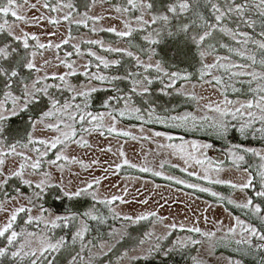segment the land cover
Returning a JSON list of instances; mask_svg holds the SVG:
<instances>
[{"label":"rangeland","instance_id":"374dc122","mask_svg":"<svg viewBox=\"0 0 264 264\" xmlns=\"http://www.w3.org/2000/svg\"><path fill=\"white\" fill-rule=\"evenodd\" d=\"M249 1L258 3V0ZM65 2H68V0H65ZM70 2L75 8L72 21L63 20V16L69 11L67 8L56 12L51 11V7L57 6V0H27L26 3L24 0H19L20 6L16 8V11L25 18L24 21L16 20L11 15L0 16V23L7 20L8 25L17 35L22 32L34 34L39 38V43L61 44L60 48L39 49L36 47L38 42L30 40L29 49H24L20 45L24 49V58H32L30 54L35 52L34 61L37 67L43 66L39 73L33 71V79L43 76L45 73L49 76L52 73H67L69 69L59 64L60 60H67L73 64L72 71L75 72V75L66 78L68 85L84 90L92 87L99 89L106 85L110 86L107 83L111 80L112 75H108V68L100 64L95 57L88 55L89 51L95 52L97 56L109 61L110 66L111 61H117V57L125 54L123 52L105 51L109 47L131 51L135 56H139L144 63H155L157 61L154 58H151V61L149 57L143 58L114 33L100 30L109 27H116L118 31L124 30V25L121 23V19L124 17L122 14L117 13L115 8L125 6L126 0H70ZM4 3H6V0H4ZM45 3L49 4L50 7L46 8ZM31 5H35V8H32ZM221 6L224 7L225 5ZM153 12L155 13V11ZM158 12L160 10L156 11V13ZM135 15H139V12L133 13L127 18L131 19ZM85 17H102V19L99 21L85 20ZM145 18L147 19L148 16H145ZM50 19L58 20L59 23H49ZM75 21L84 22L77 24ZM73 25L77 28L73 29ZM132 26L137 27L135 23ZM93 29L96 30L93 31ZM148 31H151V29L143 31L141 33L142 37L147 35ZM2 35L5 36L6 33ZM110 37H117L118 40L107 39ZM5 38L3 37V42L10 41L9 37L6 40ZM65 39L68 40L67 44L62 43ZM89 40L101 41L102 45L89 44L86 42ZM74 45L79 46V54L73 47ZM237 51L243 52L246 57L252 56L248 51L241 48ZM67 53H71V55H66ZM217 57L225 58L222 55L209 53L201 59L202 64L221 63L225 66L241 64L248 66L243 69L244 71L264 72V70L257 67V65L260 66L259 62L253 65L250 59L243 62L239 58L226 57L227 59L217 61ZM131 58L137 64L136 60L133 57ZM45 60L49 63L45 64ZM86 64L88 65L87 69L84 67ZM221 69L225 70L220 67L211 69L212 78L213 76L219 77L220 83H216L214 79L199 81L178 79L171 87H166L170 81L165 77V81L162 83L163 88H160L164 96L170 99L171 95L183 97L187 100L186 104H190L176 112L164 111L165 113L160 114L150 108L141 109L132 103L129 93L118 94L120 98L118 105L113 106L117 101L110 104L105 102L106 108L97 111L87 109L82 101L84 97H77L73 104H79L82 113L103 116V119L89 123L87 119L80 121L77 116L75 122L68 121V123L73 124L76 130V136L73 139L86 141L87 146L81 147L77 143H69L66 146L58 145L56 149H51L48 151L47 156L43 157L39 174H34L30 168L25 171L23 179L32 181L33 185L44 178V173H48L51 187H47L43 192H40L39 189L24 184L20 178H12L6 185L0 187V202H4L9 209L27 204L28 200H33L35 206L32 207V216H40L39 209L41 207L46 210L40 222L34 221L30 225L25 223L26 215L21 214L14 226L15 230L34 233V237H28L32 241L33 248H38L44 237L52 239L53 242L63 237L66 246L50 257L54 263L65 260L64 264H69L71 257L80 253L83 259H77L76 264H132L139 259L154 254V252L161 253L165 249L180 245L185 247L194 246L190 264H259L258 260L245 259L242 255L229 253V251L237 250L236 248H238V252L239 250L246 252L244 248L247 246L252 247L254 250L261 249L257 245L264 244V242L255 238L252 239L251 245L238 244L237 241L247 239V235L241 233L239 226H236L235 232H229V229L236 225L235 218H239L245 224L254 225L241 215L231 212L227 206L243 212L247 211L260 219L258 215L253 214L250 208L237 207L238 204H243L250 199L246 190L251 189L252 185L241 191L238 187L233 188L229 184H215L202 178L207 169V175L211 179L218 178L230 181L235 185H241L247 182L250 177L252 179V175L246 167L251 161L250 163L255 165L252 168L255 170L258 168L256 173L260 178V187L257 191H264V179H262L264 177V158H262L264 157V147L245 146L236 141L224 140L227 134L221 137L212 127L220 117L218 113L212 111L206 105H211L213 108L219 105L224 108L226 106L223 101L227 99L233 101V104L227 107L234 110L239 107L240 103L253 100L258 95L254 91L250 96L242 95L236 80H251V77L248 75H232V72L241 71V69L231 68L225 70L232 75L228 80L217 74V70ZM142 70L144 71L143 68ZM85 72L88 75H84ZM92 74L103 75L107 79L104 81L90 79ZM143 76L147 75L143 73L141 78ZM205 81H211V83ZM252 82L255 89L258 83L264 84V81ZM46 83L61 85V87L50 89V91L56 90L54 95L61 103L70 100L72 92L68 90V86L64 85L63 82L49 79ZM137 90L141 91L140 88H137ZM136 109H139V111H136ZM253 111L257 110L253 109ZM121 112L124 113L123 116L119 114ZM184 116L189 118L187 120L172 119V117ZM113 117H115V120H113ZM139 117H143V119ZM192 117H195V120ZM204 117L210 119L205 120ZM225 119L228 121L229 131H233L236 139L244 141L264 139V132L258 131L264 125L259 122L254 123L244 134H241L239 131L241 123L249 119L246 114L242 117L238 115L235 120L231 116ZM143 122L162 124L173 130L204 133L208 136V140L183 137L177 132L154 129L145 126ZM113 126L116 132L110 133L108 129ZM86 128L94 130L86 132L84 131ZM62 130L69 131L67 128ZM4 132L8 134L10 131L4 128ZM29 132H32L37 138L45 139L60 135V133L49 131L39 125L33 130L30 122L29 129L25 131L24 136L18 133L9 137L3 133L0 136V141H2L0 142V150L6 151L8 145L19 142L17 151L26 152L35 159L36 153L29 151V149L39 147L43 151L44 146L29 145V149L19 146L27 142ZM124 132H127L128 135H123ZM157 132L162 135H155ZM212 136L221 138L224 145H214L210 140ZM167 137L172 139H167ZM193 144H208L211 147L194 149ZM169 145L172 147H169ZM237 146L239 150H237ZM244 149H251L252 151H244ZM58 152L69 158L57 162L62 167L48 163V161L55 159ZM121 152L123 155H121ZM237 155H242L244 159L234 163L233 161ZM249 155L252 157L249 158ZM124 160L129 163L125 164ZM196 160H202L204 163L197 164ZM209 161L212 162L211 165ZM19 162V157H6L5 172L10 173L16 170ZM117 165L120 167L117 168ZM132 165H135V167ZM217 166L221 169L219 172L215 171ZM141 168H148L151 171H141ZM154 172H159L160 175H154ZM189 173H194V175H189ZM95 179H99L100 183H93ZM178 180L183 181V183H177ZM90 183L92 187L88 188L86 192L69 199L80 203H82V200L86 201L84 204H88V207L89 202H91L93 207L98 210L96 215L87 206L85 207L86 211L71 209L73 203L70 205L68 203L67 210H59L60 198L68 199L64 195L65 191L75 192L78 189L86 188ZM190 184L197 187H188ZM200 188H206L208 191H200ZM38 192H40L39 196L36 195ZM196 192H205L216 202L203 198ZM213 192L217 195L213 196ZM254 193L256 194V192ZM12 197L16 199L9 202ZM112 197H120L121 199L112 200ZM108 201H111V203H108ZM53 205L57 206L53 207ZM107 211L108 214L111 213L114 217L120 219L119 225L111 228L108 237L95 235L90 237L89 230L94 232L93 230L96 229V227H91L93 226L91 223L102 222L103 219L99 220L101 212L106 214ZM151 213H155V215H150ZM88 214L96 216L97 219L88 218ZM56 215L76 216L78 218L73 220L67 228L63 226L52 228L50 225H46L45 221ZM140 216H146L149 220L143 224L142 220L138 219ZM4 220L5 214L0 213V223H3ZM129 224H134L136 231H140L137 233L139 236L135 237L136 239H132L128 234L127 225ZM82 225L87 227L84 240L77 239L73 241V234ZM194 228H199L200 232L189 231V229ZM203 233L211 235H203ZM5 245L6 241L0 239V247ZM261 250L264 252V249ZM246 255L251 258L255 256V254ZM0 260L4 261V264L30 263L28 259L24 261L14 260L10 252L8 255L0 257Z\"/></svg>","mask_w":264,"mask_h":264},{"label":"snow or ice","instance_id":"6c2138e0","mask_svg":"<svg viewBox=\"0 0 264 264\" xmlns=\"http://www.w3.org/2000/svg\"><path fill=\"white\" fill-rule=\"evenodd\" d=\"M26 3L27 0H24ZM196 0H172L171 3H169L166 7L165 12L162 13H154L153 8L154 4L152 0H126V5L123 7L117 6L115 8V11L117 13H120L123 15L124 18L121 19V23L124 25V30H117L116 27H109L107 29H100L101 31H107L114 33L117 37L125 38L130 37L133 32L137 31H145L148 29H151V31H148V34L145 35L143 38L148 41L150 45H154L159 43L157 39L154 37H158L160 35V31L157 29L152 28L153 25L160 24L161 27L167 26L170 23V20L177 17L184 15L185 13H188L191 9L192 4H194ZM206 3L210 6L212 16L214 18V22H210L206 17L201 15L200 13H196L198 19L200 20V24L198 27L203 28L202 33L192 35L191 36V42L196 45L197 48H203L204 42L207 40V38L211 37L213 34V31H219L225 35H230L233 40L236 41L238 44H247L251 37L247 33L239 32L236 30H232L227 28L223 25V20L226 16L230 14H235L237 16L243 17L247 8L248 3L247 0H245L244 3H236V0H224V7L221 6L219 0H206ZM19 0H6V3H4V0H0V16H9L11 15L16 20L24 21L25 18L18 14L16 11V8L19 7ZM46 8L50 7L49 4L45 3L44 5ZM32 8H35V5H31ZM256 7L260 11V15L264 16V0H258V3ZM64 8L69 9L68 13L63 16V20L65 21H72L73 19V13L75 12L74 5L68 0V2H65V0H57V6L51 7V11L56 12L58 10H63ZM139 12V15H135L131 19L127 18L131 14ZM171 14V15H169ZM145 16H148L146 19ZM119 18V17H117ZM102 19V17H85V20H94L99 21ZM84 21H75V23L79 24ZM49 23H59L58 20L50 19ZM133 23L137 25V27H133ZM245 24H247L248 27H252V22L245 20ZM96 29H93L95 31ZM190 31V25L189 24H183L180 28H178L176 33H173L171 31L168 32L169 36H173L179 33H184L187 35V33ZM10 38L9 42H0V96L3 97V99H0V136H2L4 132L3 124L5 121L10 120L12 117L20 116L23 113H27L31 111L32 109L38 107L41 103H44L45 100L47 101L45 108L41 109L39 115L37 117H30L31 127L33 130L37 128L39 125L42 128H45L49 131H53L56 133H60L58 136H54L51 139H45V138H37L34 136L32 132H29L27 135V142L19 145L20 147L29 149V145H41L44 146V150L41 151L39 147H33L30 148L29 151L36 153V158L33 159L31 155H29L26 152L17 151V146L19 142L10 144L7 147V150H0V187H3L8 183V181L12 178H20L22 182L29 187H34L35 189H39L40 192H43V190L47 187H51L50 183V177L48 173H44V178H42L38 183H35L33 185L32 181L23 179L25 175V171L27 169H31L34 174H39V170L41 169L43 157L47 156L48 151L51 149H56L58 145L66 146L69 143H77L79 146L84 147L87 146V142L83 140H74L73 138L76 136V130L73 127L72 123H68V121L75 122L77 119V116L80 121L88 120L89 123L92 121H98L102 120L103 116H97L92 115L91 113H82L81 112V106L79 104H73V101L77 97H87L90 95L91 92H95L97 89L95 87H92L88 90L84 89H76L73 88L71 85H68L67 77L71 75H75V72L72 71L73 64L69 63L67 60H60L59 64L63 65L65 68L69 69L67 73L64 74H58V73H52L51 76H49L47 73H45L43 76H38L35 79H33L31 82H28L27 80H23L20 78V71L19 68L22 67L24 69H27L29 72L35 71L39 73L42 70V67H37L34 57L36 55L35 52H32L30 56L32 58L25 57L23 59V62H18L15 60L14 54L17 52V47H13V42L16 44L22 45L24 49H29L30 44L29 41H39V38L34 34H28V33H21L17 35L11 28V26L8 25V21L5 20L4 23H0V34H4ZM261 36H264V32L260 33ZM242 37L243 39H240ZM89 44H101V41L98 40H89L86 41ZM252 43L256 44L259 49L264 50V41H257V40H251ZM63 44H67L68 40L65 39L62 41ZM39 49H46V48H60L61 44H55L52 43L44 44V43H37L36 45ZM76 50V52L79 54L80 49L79 46L74 45L73 46ZM211 47V46H209ZM221 47H224V45H221ZM230 51H234L232 49H229ZM105 51L108 52H123L125 55L129 57H133L138 66L142 67L145 72H149L150 70H154L157 74V78H161V82H163L162 77H167L170 81L166 87H171L172 84L176 82L178 79H187V76H181L177 72H168L161 64L160 61H156L155 63H144L140 59L139 56H135L133 52L128 51L126 49L121 48H106ZM209 53L207 50H201L199 52L200 57L203 59L206 55ZM237 55H240L241 57H244L243 52H237ZM66 55H71V53H67ZM89 56L95 57L100 64H102L105 68L109 67V61L105 60L103 57L97 56L95 52L89 51ZM221 59H227L217 57V61ZM247 59H250L252 61V64L255 65L257 63L256 58L254 56H249ZM149 60L151 61V56H149ZM45 64H48L49 61L45 60ZM118 61H111L112 65L117 64ZM259 64L264 67V59L259 61ZM99 66V65H98ZM85 69L88 68V65L86 64ZM224 68L225 70H229L231 68L241 69V71L232 72L233 76H245L248 75L251 77V83L252 81H264V72H247L243 69L247 68V65H241V64H231L230 66H225L221 63H213V64H204L203 68L201 70V79L205 75H211V69L213 68ZM84 75H88L87 72L84 73ZM118 78V77H117ZM58 80L63 82L64 85L68 86V90L72 92V96L70 100L64 101L61 103L59 99L55 97V95L50 91V89L54 87H61V85H55V84H48L46 83L47 80ZM90 79L93 80H99L104 81L107 79V77L103 75H97L92 74ZM213 79L216 81V83H220V78L213 76ZM206 83H211V81H205ZM136 87L133 88V91H136L137 88H140L142 92L146 93L148 91L147 85H151L153 83V80L150 79L148 76H143L142 80H136L134 81ZM17 88L19 89L17 91ZM258 95L253 100H248L245 103H240L239 107L235 108L234 110H230L227 106L232 105L233 101L225 99L223 101L224 105L226 107L221 108L219 105H217L215 108H213L211 105H206V107L210 108L212 111H215L219 114L220 119L215 122L212 127L217 132V134L221 137L225 136L229 131V124L228 121L225 119L226 117L231 116L232 119H237L239 116H244L245 114L249 118L247 121L241 123L239 127V131L241 134H244L246 130L256 122H259L261 125H264V84L258 83L256 89L253 90ZM253 109L257 111H253ZM136 111H139V109H136ZM121 116L124 115L123 112L119 113ZM111 115V113H109ZM140 119H143V117H139ZM189 117H172L173 120L180 119V120H187ZM193 120H195V117H192ZM205 120L210 119L209 117H204ZM113 120H115V117H113ZM163 122V121H161ZM63 128L69 129V131H63ZM94 129H84V131H92ZM110 133L116 132L115 127H110L108 129ZM258 131L264 132V127H261L258 129ZM103 134V133H101ZM123 135L127 136L128 133L124 132ZM155 135L160 136L161 133L157 132ZM167 139H172L171 137H167ZM2 142V141H0ZM169 147H172L169 145ZM192 147L194 149L199 148H209L211 145L204 144V145H196L193 144ZM110 150V149H109ZM237 150H239V147L237 146ZM231 151V150H230ZM244 151H252L251 149H244ZM121 155L123 153L121 152ZM257 155H259L257 153ZM8 156H15L20 158V162L18 163L16 170L6 173L4 170L5 166V158ZM264 158V157H262ZM69 158L65 155H63L61 152H58L55 156L54 160L48 161L50 165L62 167V165H58L57 162L61 160H68ZM73 160L75 158H72ZM244 157L242 155L235 156L234 163H238L239 161H242ZM125 164H128L129 162L127 160H124ZM197 164H203L204 161L202 160H196ZM211 161H209V164L211 165ZM135 167V165H132ZM120 167L117 165V168ZM141 171H151V169L148 168H141ZM186 170V169H185ZM221 169L219 166L216 167L215 171L219 172ZM205 175L202 177L205 180H209L211 183L215 184H229L233 188H239L241 191L244 189L249 188L252 185V179L251 177L248 179L247 182L241 184V185H235L232 184L230 181H225L221 179H211L207 175V169L205 170ZM154 175H160L159 172H154ZM189 175H194V173H189ZM264 179V177H262ZM177 183H183V181H176ZM95 184H99V179H95L93 181ZM92 184H88L86 188L78 189L75 192H68L65 191L64 195L72 198V197H78L83 192H86L88 188H91ZM188 187H197L196 185H188ZM200 191H208L206 188H200ZM40 192L36 193L37 196L40 195ZM213 196H216V193H212ZM257 196L264 197V191H259L256 193ZM16 199L15 197L10 198L9 202L11 200ZM121 199L120 197H112V200ZM230 203L232 201H229ZM108 203H111V201H108ZM35 206V203L33 200H28L27 204H21L19 207H14L9 209L5 206L4 202H0V213L5 214V220L3 223H0V239H3L6 241V245L0 247V257H4L9 254L11 257L15 260L18 259L20 261H24L25 259H28L30 264H41V262H45V264H54L53 259L50 257L60 252L65 246L66 241L63 237L55 240L53 242L52 239L44 237L43 241L40 243V246L38 248L32 247V241L28 239V237H34L35 234L28 232L24 233L23 231L18 232L15 230V225L18 220V217L21 216V214H25L27 219L25 223L32 224L34 221L40 222L43 219L44 213L46 212L45 209L42 207L39 209L41 215L40 216H32V207ZM237 207H241L244 209H251L253 214L258 215L262 222H264V209L261 208L259 204H254L252 199H248L243 204H238ZM150 215H155V213H151ZM76 216H61L56 215L48 220L45 221L46 225H50L52 228H58V227H69V225L72 223L73 220L77 219ZM88 218L90 219H97L96 216H92L88 214ZM146 216H140L138 217L139 220L146 219ZM128 219V218H126ZM236 225L233 228L229 229V232H235L236 226H239L241 228V233L247 235V239L242 241H237V243H245L251 245V241L253 238L264 242V231H260L257 229V227L252 226L250 224H245L243 221H241L239 218H235ZM87 231L86 225H82L80 229H78L72 236V240L76 241L84 240L85 233ZM189 231H195L200 232L199 228L189 229ZM203 235H211L208 233H203ZM195 242V241H194ZM143 243V241H141ZM258 248L264 249V244L257 245ZM77 259H83L82 256H80V253H77L76 255L71 257V260L69 261V264H76Z\"/></svg>","mask_w":264,"mask_h":264},{"label":"trees","instance_id":"16d2710c","mask_svg":"<svg viewBox=\"0 0 264 264\" xmlns=\"http://www.w3.org/2000/svg\"><path fill=\"white\" fill-rule=\"evenodd\" d=\"M154 4L153 11H158V13L165 12L166 7L169 3L172 2V0H152ZM221 5H224V1L221 2L219 0ZM237 3H244L245 0H236ZM248 8L244 14L243 17L237 16L235 14H230L226 17V19L223 20V25L226 26L229 29L236 30L239 32H244L251 37V40H257V41H264V36H261L260 33L264 32V16L260 15L259 9L256 7L257 3L251 2L247 0ZM196 13H200L204 17H206L210 22H214V18L211 13L210 6L206 3V0H196L194 4H192L191 9L188 13H185L184 15L177 16L170 20V23L167 26L161 27L160 24L153 25L152 28L157 29L160 31V35L158 37H154L158 41H160L157 44L150 45L148 41H146L142 37L143 31H137L133 32V34L130 37L120 38L119 39L124 42L125 44H128L130 48L134 49L137 53H139L143 58H148L151 56V58H154L157 61H160L162 66L168 71V72H177L181 76H187L188 80H211L212 78V72L211 75H205L203 79H201V70L203 68V64L201 61V57L199 55L200 50L206 49L208 53H212L214 55H222L224 57H235L239 58L240 61L246 62L247 57H241L240 55H237L236 53L238 49H243L244 51H248L252 56L256 58V61L259 62L260 60L264 59V50L259 49L258 46L251 42V40L247 44H238L235 40L232 39L229 35H225L219 31H213V34L211 37L207 38V40L204 42L203 48H197L195 44L191 42V36L196 35L199 33H202L203 28L198 27V25L201 23L198 19ZM171 15V14H169ZM251 19L252 27H248L247 24L244 23L245 20ZM189 24L190 25V31L185 35L184 33H179L173 36H169L168 32L171 31L173 33H176L178 28H180L183 24ZM76 26L73 25V29ZM77 28V27H76ZM3 37H8L7 35L3 36L0 34V42H3ZM5 38V40H6ZM107 39L112 40H118L117 37H110ZM240 39H243L240 37ZM221 45H224V47H221ZM211 46V47H209ZM13 47H17V52L14 54L15 60L22 63V60L24 58V49L19 45L13 42ZM229 49H232L234 51H230ZM118 63L115 65H110L108 67V75L111 76V80L109 83H107L110 86H103L97 89L95 92H91L89 96L86 98H83L84 106L92 111H97L100 109L106 108V105L104 104L107 102V104H110L113 101H117L115 105H118L120 102V98L118 97V94H130V98L133 104L139 106L141 109H148L150 108L152 111L156 113H165L167 112H176L180 111L183 108H186L187 100H185L183 97H176V95H171V99L164 96V93L161 91L160 88H163V85L161 82V78H157L158 74L154 70H150L149 72H144L142 70V67H139L138 64L135 63L134 60H132L129 56H121L117 57ZM257 64V63H256ZM261 70H264L262 66H258ZM20 71V78L23 80H27L28 82L33 79V71L29 72L27 69H24L22 67L19 68ZM146 74L150 79L153 80V83L151 85H148V91L146 93L136 90L133 91V88L136 87L134 81L135 80H142L141 75ZM217 74H220L222 78L225 80L230 79L232 76L230 73H228L225 70H217ZM76 77V76H73ZM118 77V78H117ZM162 80L165 81V77H162ZM251 80H236V84L238 85V88L241 90L242 95L244 96H250L253 90L255 89L253 82L249 83ZM2 87V85H0ZM56 91V90H55ZM52 91L53 94L56 92ZM3 97L0 96V99ZM47 101L45 100L44 103H41L38 107L32 109L31 111L27 113H23L20 116L12 117L10 120L5 121L3 126L6 130H9L10 132L4 135H10L15 136V134L20 133L21 135H25V131H28L29 124H30V117L34 118L37 117L41 111V109L45 108ZM165 111V112H164ZM137 123V122H135ZM145 126L159 129V130H168L180 133L183 137H196L200 139H207L208 136L204 133H196L192 131H181V130H173L169 127H165L162 124H157L154 122H143ZM236 137V136H235ZM234 137L233 131H229L227 133V137L225 136L224 140L229 141H236L237 143L244 144L245 146H260L264 147V139H255V140H239ZM210 140L213 142L214 145H220L223 146L224 143L222 142L221 138L218 137H210ZM252 156L249 155V158ZM256 160V159H255ZM251 162V161H250ZM248 163V166H246L249 170V172L252 175V188L247 189V193L252 199L253 203L259 204L262 209H264V197L257 196L254 192H258V188L260 187V178L257 175L256 171L252 167H255L252 163ZM199 196H202L203 198H206L211 201H215L212 197H210L205 192H196ZM54 194V192H53ZM54 200V198H53ZM60 209L61 211L68 209V203L69 205L73 203V206H71V209L75 211H81L85 210V207L88 204H84L86 201L82 200V203L71 201L68 197L66 198H60ZM222 201V200H221ZM57 206V205H53ZM96 215L97 208H94L92 203L89 202V207L87 206ZM227 208L233 212L234 214L241 215L244 217L248 222L256 226L259 230L264 231V223L258 219L256 216L251 215L249 212H243L239 209H235L233 207L227 206ZM103 221H98V223L92 222L93 226L96 227L94 232L90 231V237L95 236H104L108 237L109 231L112 227L119 225V218L114 217L111 213L108 214V211L105 213L101 212L100 219ZM149 218L143 219L142 223L145 224ZM95 224V225H94ZM128 227V234L132 239H136L135 237H138L137 233L140 231H136L134 224L127 225ZM98 231V232H97ZM93 233V234H92ZM99 233L98 235H96ZM92 239V238H91ZM194 246L191 247H185L176 245L171 249H165L161 253L150 254L147 257H144L142 259H139L132 264H190L191 263V257L193 252ZM235 251H229V253L235 255L239 254L245 257V259H251V260H258L259 264H264V252L261 249H253L250 246H247L245 249L246 252L239 250ZM243 253V254H242ZM253 255L254 257H247V255ZM62 258V257H61ZM65 260L63 261H56L54 264H64ZM0 264H4V261L0 260ZM23 264V263H22ZM24 264H30L28 262ZM41 264H45V262H41Z\"/></svg>","mask_w":264,"mask_h":264}]
</instances>
